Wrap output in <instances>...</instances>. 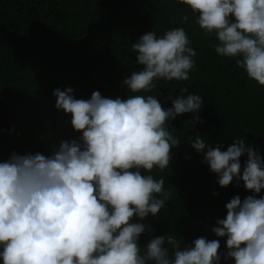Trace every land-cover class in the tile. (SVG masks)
Wrapping results in <instances>:
<instances>
[{
  "label": "clouds",
  "instance_id": "1",
  "mask_svg": "<svg viewBox=\"0 0 264 264\" xmlns=\"http://www.w3.org/2000/svg\"><path fill=\"white\" fill-rule=\"evenodd\" d=\"M175 3L215 37L218 56L235 59L249 80L264 86V0ZM131 50L141 67L123 81L127 99L99 91L77 99L71 87L56 89L55 108L70 115L78 139L61 141L50 156L13 153L0 162V264H221L219 239L199 237L181 249L175 236L163 235L140 246L141 235L152 233L142 221L156 217L172 195L151 174L169 168L171 150L181 144L169 122L190 113L193 126L202 123L196 114L204 101L181 88L164 109L156 95L141 94L158 80H190L197 53L183 27L161 37L148 31ZM190 146L203 154L219 187L242 181L249 192L264 190V159L244 138L222 151L197 134ZM257 195L232 198L211 228L233 264H264V196Z\"/></svg>",
  "mask_w": 264,
  "mask_h": 264
},
{
  "label": "trees",
  "instance_id": "2",
  "mask_svg": "<svg viewBox=\"0 0 264 264\" xmlns=\"http://www.w3.org/2000/svg\"><path fill=\"white\" fill-rule=\"evenodd\" d=\"M195 21L175 0H0V162L13 153L50 156L61 141L78 139L70 115L55 108L53 92L71 87L77 99H89L94 91L127 99L123 81L141 67L131 45L148 31L161 37L183 27L197 53L190 80H158L141 94L156 95L164 109L181 88L188 89L184 95L200 94L204 103L196 116L202 123L193 126L190 113L169 122L181 144L171 150L169 168L151 174L163 178L172 195L156 217L142 221L152 233L142 234L139 243L143 248L155 236L173 235L183 249L199 237L219 239L221 264H233L224 258L225 240L211 228L226 216L232 198L257 194L242 181L219 187L190 142L199 134L210 147L226 151L244 138L264 159V86L249 80L235 59L218 56L215 37ZM240 160L242 172L247 154Z\"/></svg>",
  "mask_w": 264,
  "mask_h": 264
}]
</instances>
